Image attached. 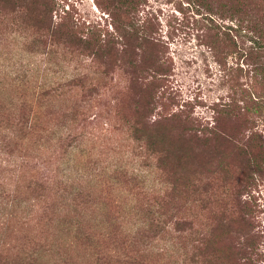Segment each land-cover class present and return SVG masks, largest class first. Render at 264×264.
Instances as JSON below:
<instances>
[{"label": "rangeland", "instance_id": "374dc122", "mask_svg": "<svg viewBox=\"0 0 264 264\" xmlns=\"http://www.w3.org/2000/svg\"><path fill=\"white\" fill-rule=\"evenodd\" d=\"M112 1L0 0V264H264V0Z\"/></svg>", "mask_w": 264, "mask_h": 264}, {"label": "trees", "instance_id": "16d2710c", "mask_svg": "<svg viewBox=\"0 0 264 264\" xmlns=\"http://www.w3.org/2000/svg\"><path fill=\"white\" fill-rule=\"evenodd\" d=\"M53 0H48V3L49 2H52ZM112 1V0H111ZM113 2V1H112ZM112 2H111V4H112ZM135 2H137V0H116V4H118V5H112V8H114L115 10H120L121 9V7L120 6H130L131 5V3H135ZM250 3V2H249ZM50 4V3H49ZM95 4L97 5V3L95 2ZM120 5V6H119ZM246 5V4H245ZM63 10V9H62ZM63 12H64V10H63ZM65 19V21L67 22V23H70V21H71V19H70V17H67L66 15H63L62 16V21H61V23H59V25L60 24H62V23H64L63 22V20ZM131 19V16L129 17H127V15H125V14H123L122 16H121V18H120V23H123V24H128V26H130V29H131V31H132V33H129V31H124L123 33L121 32V31H123V30H120V31H117L119 34H117L116 35V33H113V32H111V50H113L114 49V43H117V40H120L119 41V43L121 44V48H120V54L119 55H124V54H126V53H129V51H130V49H129V47H130V39H131V37L132 36H134V37H136L137 36V34H138V31L141 33V35H142V37L140 38V37H138V38H140V40H142V42H144L145 44H149V45H152V43H153V40L152 39H149L148 38V36H146V34L143 32V27H141L140 26V24L139 25H136L137 27H134V24L132 23V21L130 20ZM137 19L138 18H135L134 17V22H137ZM242 20H245V19H242ZM241 20V22L242 23H244L243 21ZM248 21V20H247ZM114 26V28H118L117 27V25L116 24H114L113 25ZM251 26L252 27H254V29L256 30V31H258L259 30V27H257V24H255L254 22L253 23H251ZM133 27V28H132ZM137 28V29H136ZM140 28V29H139ZM241 28L242 29H244V30H246L247 32L249 31V32H253L251 29H249L248 27H247V25H246V23H244V25H243V27L241 26ZM138 30V31H137ZM114 32H115V30H114ZM121 32V33H120ZM119 38V39H118ZM254 42H256V40H254ZM261 43L260 42H256V46L258 47V48H262L261 46H263V45H260ZM209 46H210V48L212 49V51L214 52V53H216L217 51H218V47H217V45L214 43V41H213V43L211 44L210 42H209ZM114 52H113V54H112V51H111V54L112 55H115V54H118L119 52H115V50H113ZM117 51V50H116ZM244 58H249V60L251 61L252 60V56L248 53V52H244ZM159 59H160V57H157V55L156 54H151L150 53V51H148V53H147V55L143 58V60L140 62V63H144L145 65H148V66H150V67H152L153 69H154V71H157L158 72V74L157 75H155V78H156V80H158V81H163L164 80V77H163V75L165 74V72H166V65H165V63H164V61L162 62H159ZM140 61V60H139ZM130 62H131V64H132V59L130 60ZM255 63V62H254ZM135 68L136 69H138L139 68V64L138 65H135ZM252 70H253V76H256V75H258L259 73H262V74H264V70L263 69H261L258 65L256 66V67H254V68H252ZM160 75V76H159ZM154 82V84H155V81H152L151 83H153ZM145 95H148V96H150L151 94L149 93V91H147L146 92V94ZM245 97H250V96H253L254 98H256L257 99V95H256V90H255V88L254 87H249V89L248 90H244V94H243ZM258 103L259 102H256V105L258 106V107H262L260 104L258 105ZM224 106H228V103H225L224 104ZM207 128V127H206ZM211 128H213V127H211ZM211 128L209 129V130H211ZM211 132H212V135H213V137H212V144H210V145H213V143L214 142H217L218 140H223V139H225L226 137L225 136H222V135H219L216 131H214V130H211ZM218 134V135H217ZM207 142V138L206 139H204V140H200V143L201 144H203V145H205V143ZM258 145L256 146L255 145V147H258V148H261L262 150H264V140L263 139H260V140H258ZM208 146V145H207ZM213 146H215V145H213ZM248 152H250V150L248 151ZM261 162H264V159H262V161ZM261 162H254L253 164H254V167L257 169V170H259L260 169V163ZM250 180L251 181H253V177H251L249 174L248 175H246V177H245V184H244V186H246V185H248L249 183H250Z\"/></svg>", "mask_w": 264, "mask_h": 264}]
</instances>
